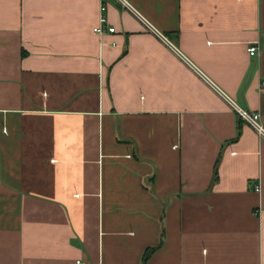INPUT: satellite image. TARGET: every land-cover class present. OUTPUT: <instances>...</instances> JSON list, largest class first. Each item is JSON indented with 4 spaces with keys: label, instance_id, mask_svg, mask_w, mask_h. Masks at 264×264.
Wrapping results in <instances>:
<instances>
[{
    "label": "crops",
    "instance_id": "0c3cea01",
    "mask_svg": "<svg viewBox=\"0 0 264 264\" xmlns=\"http://www.w3.org/2000/svg\"><path fill=\"white\" fill-rule=\"evenodd\" d=\"M128 1L0 0V264H264V0Z\"/></svg>",
    "mask_w": 264,
    "mask_h": 264
},
{
    "label": "built area",
    "instance_id": "2783aa9c",
    "mask_svg": "<svg viewBox=\"0 0 264 264\" xmlns=\"http://www.w3.org/2000/svg\"><path fill=\"white\" fill-rule=\"evenodd\" d=\"M121 5H123L126 9H129L131 12H133L136 16L141 18L148 27H151V23L134 7L133 4H131L128 0H117ZM106 10H107V0H102L101 5V17L100 22L97 26L94 27V31L99 33L100 35H103L107 32H115L116 28L114 26H110L108 24V18L106 16ZM248 51L251 55H257L260 53V46L258 43H254L250 45L248 48ZM262 87L264 88V81L262 82ZM220 93L223 95V97L228 101L232 107H234L235 111L239 115V117L251 125L257 133L264 138V124L262 123V114L259 111H252L245 109L244 107L240 106L232 97H230L227 93L220 91ZM256 189L260 191L261 187L257 186ZM78 264H88L87 261H78Z\"/></svg>",
    "mask_w": 264,
    "mask_h": 264
},
{
    "label": "trees",
    "instance_id": "16d2710c",
    "mask_svg": "<svg viewBox=\"0 0 264 264\" xmlns=\"http://www.w3.org/2000/svg\"><path fill=\"white\" fill-rule=\"evenodd\" d=\"M241 133V130L239 129V131H238V135ZM218 173L216 172V177L218 176L217 175ZM151 249H148L147 251H146V253H145V255H144V259H147L149 256H150V254H151Z\"/></svg>",
    "mask_w": 264,
    "mask_h": 264
}]
</instances>
